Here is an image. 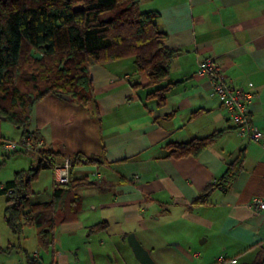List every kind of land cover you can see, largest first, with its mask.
Masks as SVG:
<instances>
[{"label": "crops", "instance_id": "obj_1", "mask_svg": "<svg viewBox=\"0 0 264 264\" xmlns=\"http://www.w3.org/2000/svg\"><path fill=\"white\" fill-rule=\"evenodd\" d=\"M139 8L158 14L165 45L177 51L165 82L149 85L133 58H125L90 68L93 101L82 105L48 94L32 109L25 131L55 153L54 165L64 155L80 157L70 174L77 215L57 222L49 263L86 264L87 251V264H96L100 250L90 242H98L110 263L140 264L129 234L156 264L249 263L264 244V210L250 205L264 200V145L238 135L196 70L212 58L227 82L250 89L252 120L264 132V0H139ZM166 84L159 104L152 92ZM14 128L11 135L19 139L24 130ZM218 131L196 155L169 156L170 145ZM240 153L242 169L225 184L221 177ZM19 154L28 158L17 161ZM9 158L15 173L36 168L39 155ZM30 191L31 205L52 200V168L38 171ZM101 222L106 228L89 234L88 227ZM221 253L225 261L217 262Z\"/></svg>", "mask_w": 264, "mask_h": 264}, {"label": "trees", "instance_id": "obj_2", "mask_svg": "<svg viewBox=\"0 0 264 264\" xmlns=\"http://www.w3.org/2000/svg\"><path fill=\"white\" fill-rule=\"evenodd\" d=\"M157 20L156 12L140 10L139 0H0V118L25 133L35 103L48 94H64L82 105L93 101L90 68L125 58H133L136 72L145 74L149 85L165 82L177 51L165 45ZM168 86L152 92L159 104ZM220 133L172 144L169 156L196 155ZM54 154L41 149L36 168L15 172L0 188L9 231L19 235L22 228L33 227L38 249L49 251L57 222L67 215L75 218L78 211L71 178L66 185L53 184L51 201L29 203L30 183L39 170L53 168ZM242 162L240 153L227 165L221 177L225 184L236 178ZM105 228L101 222L88 232ZM32 262L43 264L39 254ZM237 264H264V244L251 262Z\"/></svg>", "mask_w": 264, "mask_h": 264}, {"label": "built area", "instance_id": "obj_3", "mask_svg": "<svg viewBox=\"0 0 264 264\" xmlns=\"http://www.w3.org/2000/svg\"><path fill=\"white\" fill-rule=\"evenodd\" d=\"M196 74L199 77L206 78L210 82L211 93L215 95L221 107L227 113L228 119L233 123L238 135L252 142L264 145V132L253 122L250 111V104L253 98V92L250 89L235 87L226 81L225 75L220 66L212 58H204L197 64ZM249 88L252 83H248ZM43 148V142L36 137L32 131H26L19 139H1L0 151L5 157H10L16 153H25L36 155ZM86 163L85 159L81 160ZM74 167V158L64 155L60 162L53 166V184L66 185L69 183L71 170ZM3 184H0V188ZM250 205L255 211L264 210V200L253 198ZM32 259H38V253L31 255ZM225 261L221 253L217 256V262ZM231 264L235 260L229 261Z\"/></svg>", "mask_w": 264, "mask_h": 264}, {"label": "rangeland", "instance_id": "obj_4", "mask_svg": "<svg viewBox=\"0 0 264 264\" xmlns=\"http://www.w3.org/2000/svg\"><path fill=\"white\" fill-rule=\"evenodd\" d=\"M15 131L14 126L1 119L0 118V140L1 139H14L11 135V133ZM28 155L19 154V156L16 157V160L19 161L20 159L28 158ZM15 158H9L3 156V154L0 151V182H5L7 180H10L14 177L13 172V160ZM17 165V164H16ZM5 207L4 198L0 196V264H34L32 262V259L28 260L26 255L28 254L30 257L34 252H37L39 254V258H41L40 262L42 261L43 264H49L51 261V254L49 250H41L36 247V242L34 238V229L32 227H24L22 228V234L19 239H17V236H13L8 228H6V224L4 223L2 214L3 209ZM22 239L25 240V248H21ZM19 240V241H18ZM80 245L83 244L82 242L79 243ZM14 245L15 247H11ZM19 245V246H18ZM64 248H69L65 244ZM90 245L92 248H95L96 250L99 249L100 252L98 254L101 255V259H96V264H122L120 263L121 258H116L113 260V262H109L110 258L107 257V253L100 249V246H98V242L93 243L90 242ZM66 246V247H65ZM26 250V252L24 251ZM83 253L82 259L85 261V263H89V253L86 251ZM32 258V257H31ZM91 263V262H90Z\"/></svg>", "mask_w": 264, "mask_h": 264}, {"label": "water", "instance_id": "obj_5", "mask_svg": "<svg viewBox=\"0 0 264 264\" xmlns=\"http://www.w3.org/2000/svg\"><path fill=\"white\" fill-rule=\"evenodd\" d=\"M57 97L61 99H69L67 95L64 94H58ZM70 100V99H69ZM4 120V118H1ZM127 244L130 247L134 258L140 263V264H156L153 259L151 258L150 254L147 250H145L140 243L136 240L135 236L133 234H129L126 238Z\"/></svg>", "mask_w": 264, "mask_h": 264}]
</instances>
